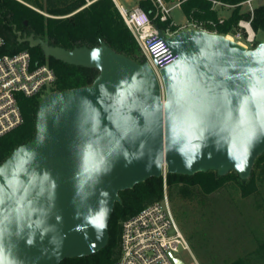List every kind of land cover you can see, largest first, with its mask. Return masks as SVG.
<instances>
[{
    "label": "water",
    "instance_id": "obj_1",
    "mask_svg": "<svg viewBox=\"0 0 264 264\" xmlns=\"http://www.w3.org/2000/svg\"><path fill=\"white\" fill-rule=\"evenodd\" d=\"M159 37L177 56L160 78L106 43L67 50L35 35L22 40L99 75L44 98L34 139L0 165V247L11 264L102 251L120 193L151 178L251 177L264 154V42L247 49L197 30L167 38L159 29ZM97 217L104 227L92 224Z\"/></svg>",
    "mask_w": 264,
    "mask_h": 264
},
{
    "label": "trees",
    "instance_id": "obj_2",
    "mask_svg": "<svg viewBox=\"0 0 264 264\" xmlns=\"http://www.w3.org/2000/svg\"><path fill=\"white\" fill-rule=\"evenodd\" d=\"M212 1L214 0H165L168 4L180 3L188 20L216 23L214 31L224 36L235 33L240 20L251 18L248 12H243L242 4L248 0H216L234 6L230 17L223 24H219V13L212 10ZM138 6L149 14L156 28L163 32L168 29L172 33L178 31L172 19L161 22L158 9L152 0H141ZM252 27L257 34L264 32V4L255 8ZM31 35L43 39L50 46L67 50L82 47L92 49L106 43L117 53L140 64L146 62L145 58L141 59L138 43L114 0H0V36L5 42L0 54L14 55L28 51L34 63H48L57 77L54 93L90 86L98 77V70L47 58L40 47H31L29 43L22 42L25 37ZM40 103V97L21 99L24 123L0 139V165L15 149L34 139ZM231 182L239 186L244 198L257 194L259 184H264V154L255 161L248 180H242L236 172L224 177L214 171L194 176L166 174L171 196L177 194L185 199H196L209 205L217 203L214 195L229 187ZM163 189L164 177L151 178L132 190L121 192L122 203L116 204L112 214L106 248L92 256L67 259L61 264L117 262L121 255L122 222L161 200ZM188 213L186 208L177 210L175 217L181 221L183 228V221L188 218ZM258 231V235L255 233V248L247 256L225 264H264V221ZM187 237L193 240V235Z\"/></svg>",
    "mask_w": 264,
    "mask_h": 264
},
{
    "label": "built area",
    "instance_id": "obj_3",
    "mask_svg": "<svg viewBox=\"0 0 264 264\" xmlns=\"http://www.w3.org/2000/svg\"><path fill=\"white\" fill-rule=\"evenodd\" d=\"M152 1L158 9L161 22L171 19V9L163 0ZM254 1L248 0L242 4L243 7H248L247 12L251 18L240 20L235 33L226 36H231L233 41L247 49H254L259 45L258 34L252 27ZM114 2L138 43L146 62L160 78L161 70L174 64L177 56L172 53L166 42L160 39L159 29L153 25L146 11L139 6L128 10L119 5L117 0ZM233 8L234 6L212 1V10L219 13V24H223L227 19L221 16L220 12ZM215 28L214 22H199L194 19L180 26L183 31L197 30L218 34L214 31ZM176 33L179 32L172 33L169 29L163 32L167 38ZM4 46L5 42L0 36V50ZM56 81L57 77L53 68L48 63H34L28 51L14 55L0 54V139L24 123L20 107L21 99L41 97L47 91L53 92ZM180 248L190 250L189 243L175 217L167 193L165 175L162 199L123 222L121 255L113 264H174L172 256L176 257Z\"/></svg>",
    "mask_w": 264,
    "mask_h": 264
},
{
    "label": "rangeland",
    "instance_id": "obj_4",
    "mask_svg": "<svg viewBox=\"0 0 264 264\" xmlns=\"http://www.w3.org/2000/svg\"><path fill=\"white\" fill-rule=\"evenodd\" d=\"M118 1L128 10H132L140 2ZM166 4L171 9L170 17L178 27V32L183 31L180 26L186 25L188 19L182 7L175 3ZM263 4L264 0L253 2L255 8ZM232 10L226 9L220 14L229 18ZM247 11L248 7L244 6L243 12ZM262 42L264 32L258 34V44ZM140 57L143 60L145 58L142 52ZM52 93L45 92L40 97V102ZM167 193L175 216L179 209L186 208L189 212L188 218L183 221L184 228L181 221L176 218L190 246L189 251L180 248L176 253V257L185 264H225L247 256L255 248V236L259 234L258 229L264 221V184H259L257 194L244 198L239 186L231 182L229 187L216 194L217 196L214 195L217 203L210 205L196 199H185L177 194L171 196L168 187ZM187 235H193V240H189Z\"/></svg>",
    "mask_w": 264,
    "mask_h": 264
},
{
    "label": "clouds",
    "instance_id": "obj_5",
    "mask_svg": "<svg viewBox=\"0 0 264 264\" xmlns=\"http://www.w3.org/2000/svg\"><path fill=\"white\" fill-rule=\"evenodd\" d=\"M189 163H191V162H189ZM245 165H246V159H243V160L239 161V163L236 165V167H237L238 170L243 171L244 168H245ZM91 222H92V224L97 225L98 227H101V228L104 227V225L101 224L99 217H97L96 219L92 220ZM0 264H11L10 261L5 259L4 251H3L2 247H0Z\"/></svg>",
    "mask_w": 264,
    "mask_h": 264
},
{
    "label": "crops",
    "instance_id": "obj_6",
    "mask_svg": "<svg viewBox=\"0 0 264 264\" xmlns=\"http://www.w3.org/2000/svg\"><path fill=\"white\" fill-rule=\"evenodd\" d=\"M139 1H141V0H139ZM117 2H118L119 5L123 6L122 4H120V2H119L118 0H117ZM137 6H138V5H137ZM137 6H135V7H137ZM135 7H134V8H135ZM179 32H180V31H179ZM181 32H182V31H181Z\"/></svg>",
    "mask_w": 264,
    "mask_h": 264
},
{
    "label": "bare ground",
    "instance_id": "obj_7",
    "mask_svg": "<svg viewBox=\"0 0 264 264\" xmlns=\"http://www.w3.org/2000/svg\"><path fill=\"white\" fill-rule=\"evenodd\" d=\"M227 38H228L229 40H233V38H232L231 36H228Z\"/></svg>",
    "mask_w": 264,
    "mask_h": 264
}]
</instances>
